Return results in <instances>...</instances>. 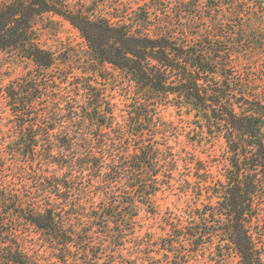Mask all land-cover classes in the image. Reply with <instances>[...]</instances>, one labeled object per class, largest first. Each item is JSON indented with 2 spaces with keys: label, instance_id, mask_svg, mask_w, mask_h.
<instances>
[{
  "label": "trees",
  "instance_id": "trees-1",
  "mask_svg": "<svg viewBox=\"0 0 264 264\" xmlns=\"http://www.w3.org/2000/svg\"><path fill=\"white\" fill-rule=\"evenodd\" d=\"M8 50L0 264H264V0H0Z\"/></svg>",
  "mask_w": 264,
  "mask_h": 264
},
{
  "label": "rangeland",
  "instance_id": "rangeland-1",
  "mask_svg": "<svg viewBox=\"0 0 264 264\" xmlns=\"http://www.w3.org/2000/svg\"><path fill=\"white\" fill-rule=\"evenodd\" d=\"M77 1V0H74ZM84 1L86 3H91L92 0H79ZM60 19V18H59ZM40 27H42L44 21H40ZM48 27L40 28L41 30V43L43 46L56 51L57 54H60V57L64 58L67 55L69 50H74L77 52H81L83 54H87V42L79 32L77 28H75L71 23L60 19V22L56 25L50 26L49 23H46ZM28 68H33V63L29 62L28 60L22 59L17 52L14 51H0V73L2 77L3 85H6L11 79L18 77L24 74ZM6 95L0 96V122L3 121L7 123L12 118L9 107L7 106ZM170 113L175 115L173 108H169L166 112L167 116H170ZM185 139V136L182 137ZM197 152L202 156L205 157V150L203 147H197ZM223 147H221L220 143H217V155L221 156L223 154ZM11 158L8 159V163H10ZM178 186V185H177ZM177 186L172 190H167L164 193H159L157 200L159 205L162 208V215L170 208L175 212L177 205L183 207L185 197L179 196L180 190ZM144 215V214H143ZM162 216L158 218H153L151 215L146 218V223L155 224V229L159 231L158 228L159 220ZM33 236L35 234L33 233ZM233 264H240L239 258L235 257Z\"/></svg>",
  "mask_w": 264,
  "mask_h": 264
}]
</instances>
